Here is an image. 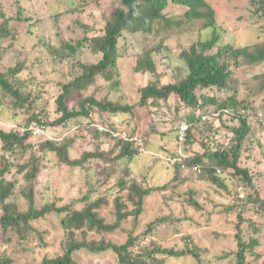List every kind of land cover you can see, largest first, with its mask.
<instances>
[{"label":"rangeland","instance_id":"obj_1","mask_svg":"<svg viewBox=\"0 0 264 264\" xmlns=\"http://www.w3.org/2000/svg\"><path fill=\"white\" fill-rule=\"evenodd\" d=\"M206 1L214 10L215 25L211 28L203 27L204 19H186L187 7L168 0L162 12L169 22L155 21L149 33L123 30L112 80L98 74L80 92L65 97L69 109H78L80 99L89 96L130 104V111L111 113L87 105V116L53 124L60 116L56 98L63 84L80 75L83 65L101 58L100 52L92 50L89 39L103 34L119 1L0 0V11L8 17V34L0 40V72L5 73L9 66H22L14 77L9 75L18 94L0 91V128L21 130L31 117L38 116L50 123L45 131L48 134L43 136L54 138L57 144L67 142L71 159H84L87 151H93V157L74 166L45 147L42 138L28 136L12 149L3 148L0 139V167L8 164L4 178L13 183L5 203L14 210L27 211L29 200L25 193H31L35 208L52 203L81 209L101 198L106 203L99 208V214L111 224L116 221L115 198L120 197L126 205L123 209L131 212L111 232L90 231L87 239L122 243L131 237L133 252L154 254L149 264H238L239 233L246 244L256 241L245 248L242 263L264 264V126L254 120L256 113L264 112V61L232 62L229 87L196 90L217 103L233 96L236 108L246 107L247 115L253 117L237 160L249 171L250 182L223 167L221 186L188 168L175 173L167 158L176 154V128L186 119L190 107L174 94L139 104L143 86L180 81L187 74L181 51L208 39L214 31L219 40L209 53L226 44L251 48L264 43V0ZM148 54L154 70L136 71L137 62L146 61ZM86 122L93 126L114 125L131 137H143V148L137 146V154L120 158L122 146L116 147L114 139L98 134ZM237 125L236 120H222L210 127L197 121L191 132L193 142L187 143L188 156L204 154V161L217 164V160L207 157L208 151L221 144L230 147V127ZM27 161H35L39 167L32 182L24 177L29 167L18 171ZM131 183L154 189L144 196L138 216L132 212L134 205L127 196ZM241 200L244 204L238 212L232 203ZM60 218L61 214L51 212L30 220L22 233L0 225V255L8 256L11 264H38L44 256L62 253L65 232ZM76 236L82 235L78 232ZM156 248L190 249L196 255L168 256L156 252ZM72 264L120 263L112 250L94 253L80 249L73 253Z\"/></svg>","mask_w":264,"mask_h":264},{"label":"trees","instance_id":"obj_2","mask_svg":"<svg viewBox=\"0 0 264 264\" xmlns=\"http://www.w3.org/2000/svg\"><path fill=\"white\" fill-rule=\"evenodd\" d=\"M83 3L91 0H81ZM119 5L115 8L110 20L104 27L103 34L93 36L89 39L91 48L95 52L101 53V58L91 64L83 65V72L76 76L71 81L63 84L61 93L56 98L57 111L60 112V116L53 122V124H62L71 118L78 116H87L89 110L87 105H95L103 111L111 113L116 112H128L132 108V105L127 103H119L111 100H97L93 97H83L80 99L78 109H69L65 97L67 94L74 92H80L87 85L93 82L96 75H102L106 80L113 79L114 69L116 67V61L118 54V41L123 32L127 30L130 32H144L149 33L153 30L155 21L165 20L169 22V19L165 18L166 15L162 12L166 6L168 0H118ZM173 3L181 4L187 7L184 12L186 19L201 18L204 19V28H211L215 25L214 10L206 0H171ZM71 3V0H69ZM0 40L3 36L8 34V17L5 13L0 11ZM218 35L214 31L206 40H199L196 44L191 45L188 49L181 51V57L184 60L187 67V74L178 82H169L162 85L147 84L141 88L140 105H145L149 99H167L171 94L178 97L186 106L190 107V111L186 119L188 124L187 137L184 142L185 152L188 149V142H193L191 135L192 129L197 121L204 123L208 127L213 124H220L222 120H236L238 125L233 126V136L230 138V147H223L222 144L217 148L208 151L207 157L217 160V164L204 161L202 158L206 155H195L193 157L188 156L185 158L183 164H176L175 173H181L184 168L191 169L192 172L210 177L213 183L217 186H221L224 182L221 179L223 168H226L232 175H239L245 181L250 182V174L246 168L240 167L237 164L239 158V150L242 143L245 141V137L248 134L250 123L252 118L247 116L246 107L241 106L236 108L237 102L235 97L229 96L225 101L217 103L213 97L197 94V89H205L210 87H217L223 89L229 87V76L231 74L230 64L232 62H238L237 60H243L246 63H256L264 61V43L261 45H255L251 48L248 46L234 47L231 44L220 46L214 53L208 51L218 43ZM71 49H73L71 47ZM144 69L153 71L154 62L148 54L146 61L140 59L135 65L136 71H142ZM22 70V66L14 65L9 66L5 73L0 72V91L5 94L16 96L18 94V88L13 87L11 76H15ZM214 105V106H212ZM213 111H220L217 118H211L205 122L201 121V115L209 114ZM243 111V112H242ZM36 120L41 127L46 129L50 126V123L41 119L40 117H31L29 121L21 130L13 129L11 131H4L0 128V139L3 142L2 147L5 149H12L15 143H21L28 136L39 137L44 140L45 147L55 151L59 158L67 164L79 166L82 162L88 158L93 157V151H87L83 156L84 159H71L67 153L68 143L61 142L57 144L56 140L51 137L43 135H33L28 128L30 121ZM257 121L259 126H264ZM87 126L97 132L100 135L110 137L115 140V146H122L118 153V157H130L137 154V146L132 141L125 140L120 136H112L113 132H123L117 126L107 125L105 131L97 130L96 126L92 123H87ZM95 125V123H94ZM216 127V126H215ZM47 132V131H46ZM131 137L130 134L126 133ZM208 134V133H207ZM139 137V136H138ZM205 137V136H204ZM143 141L144 138L140 137ZM177 138V132H176ZM227 143V144H228ZM206 150H208L206 148ZM205 152V151H204ZM199 167L200 172H197L194 167ZM8 164L0 167V205L2 213L0 215V225L4 228L7 226L14 227L18 232L23 231L24 227L28 225L30 220L39 219L45 217L51 212H57L61 214L60 223L65 232L64 250L62 253L53 256H44L41 263L38 264H72L73 253L80 249H86L90 252H101L106 250H112L116 253L120 264H149L150 260H154V254L150 251L140 253L138 251L133 252L131 250L132 238L126 239L122 243H114L105 239H87L86 234L90 231L95 233L111 232L116 227V224L131 211L125 208V204L121 201L120 197L115 198L116 208V221L114 223H106L104 218L99 214V208L106 203L105 199L98 198L94 201L88 202L81 209H72L69 205L55 206L52 203H46L40 208L33 207V198L31 193H25V196L29 200V208L27 211H17L12 209L10 203H5L9 198L13 183L7 181L4 178V174L8 170ZM26 167H29L24 173V177L28 182H32L37 176L39 167L35 161H27L19 166L18 171L22 172ZM223 167V168H222ZM177 175V174H176ZM124 186L125 182L121 181ZM151 187H141L137 183H131L128 191V199L132 201L135 216H138L142 209L143 198L152 191ZM244 200L240 203H232L233 209L240 212L242 210ZM264 210V202L261 203ZM81 233V238L76 236V233ZM237 237V257L238 264H243L244 250L249 246H253L254 242L246 244L242 241L239 233ZM156 252L166 254L168 256H182L184 254H192L195 256L193 250H176L173 248H156ZM12 261L8 256L0 255V264H11Z\"/></svg>","mask_w":264,"mask_h":264},{"label":"built area","instance_id":"obj_3","mask_svg":"<svg viewBox=\"0 0 264 264\" xmlns=\"http://www.w3.org/2000/svg\"><path fill=\"white\" fill-rule=\"evenodd\" d=\"M219 114H220V111H213L209 114H203V115H201V121L205 122L206 120H210L211 118L215 119L219 116ZM248 117H250V116H248ZM254 117L257 118L261 124H264V113L262 111H259L258 113H256V115ZM250 118H253V117H250ZM95 126H96L97 130H99V131H105L106 130V127L102 124H95ZM188 127H189V124L185 120L179 122L177 125L176 132H177L178 148L176 149V151H175L176 154L174 156H170L167 158L169 164H171L172 166H174L178 163L183 164L185 158H187V154L184 150L183 144H184L186 137H187ZM28 128L31 130L33 135L39 136V135L48 134L45 132L44 128L38 124V122L36 120L30 121ZM112 136H120L125 140L132 141L135 146H139V147L143 148L144 141L138 136L130 137L124 132H113ZM225 144H227V143H225ZM194 169L197 172H200L199 167L195 166Z\"/></svg>","mask_w":264,"mask_h":264},{"label":"clouds","instance_id":"obj_4","mask_svg":"<svg viewBox=\"0 0 264 264\" xmlns=\"http://www.w3.org/2000/svg\"><path fill=\"white\" fill-rule=\"evenodd\" d=\"M264 113V112H263ZM259 122V121H258Z\"/></svg>","mask_w":264,"mask_h":264}]
</instances>
